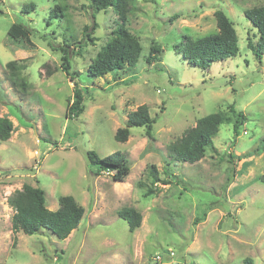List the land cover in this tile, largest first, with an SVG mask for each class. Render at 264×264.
<instances>
[{
  "label": "rangeland",
  "instance_id": "1",
  "mask_svg": "<svg viewBox=\"0 0 264 264\" xmlns=\"http://www.w3.org/2000/svg\"><path fill=\"white\" fill-rule=\"evenodd\" d=\"M65 3L66 16L49 24L58 0H0V115L14 124L0 144V264H264V55L248 47L259 34L245 15L264 0H131L127 28L139 38L141 56L100 77L88 68L118 15L109 7L94 19L87 0ZM218 10L237 30V55L207 68L190 65L177 45L217 33ZM66 21L86 40L83 50L71 48L85 91V111L73 119L67 110L76 84L61 50ZM14 23L36 29L32 43L9 34ZM86 27L94 42L84 36ZM154 45L161 51L148 62ZM12 60L23 65L30 87L13 86L6 68ZM142 104L155 118L153 137L135 126L126 141L116 140ZM233 106L246 117L239 135ZM214 112L231 120L221 124L213 146L195 163L177 161L169 145ZM89 150L102 157L128 152L126 180L91 172ZM152 165L158 184L148 175ZM26 183L45 189L52 210L62 195L74 196L85 208L80 226L64 240L48 229L14 233L8 198ZM149 189L155 193L146 196ZM126 206L142 213L133 231L118 214Z\"/></svg>",
  "mask_w": 264,
  "mask_h": 264
},
{
  "label": "trees",
  "instance_id": "2",
  "mask_svg": "<svg viewBox=\"0 0 264 264\" xmlns=\"http://www.w3.org/2000/svg\"><path fill=\"white\" fill-rule=\"evenodd\" d=\"M58 1L59 4H55L50 11L49 21L51 22L49 24L52 23L53 19L66 16L67 3H65V0ZM87 1V6L92 10L94 19L99 11L109 7L113 8L118 15L117 26L111 33L112 37L92 60L88 68V75L100 77L124 69L126 66L136 65L143 46L139 38L127 28L128 17L132 11L131 0ZM30 5L34 6L33 3ZM245 15L259 34L257 42L251 39L248 41V47L254 55L262 58L264 55V4L246 9ZM216 18L219 28L217 33L199 39L186 37L181 47L177 45L178 53L182 54L190 65L207 68L212 63L224 61L237 55L239 37L233 22L223 10L216 11ZM66 24L69 34L67 35L65 31L66 41H63L65 43L61 46V50L65 53L66 65L64 70L76 84L73 102L67 110V116L73 119L79 117L85 111V91L77 81L80 72L72 69L71 56L73 50L71 48L83 50L86 40L78 39L73 26L68 21H66ZM91 28L93 30L97 28L95 20ZM88 30L89 27H86L84 36L94 42L96 39L90 35ZM35 31L36 29L25 23H14L9 30V34L14 38H23L26 42L32 43L31 38ZM49 42L50 46L56 50L52 40ZM159 51H161L160 46H152L147 57L148 62H151L154 54ZM6 68L9 71V78L13 86L23 89L31 86V83L23 75V65H18L16 61L12 60L7 63ZM231 110L236 116L234 132L239 135L241 125L246 117L242 112H238L234 106ZM230 120V116L222 112H214L203 116L194 127L189 128L179 139L169 145V153L181 162L195 163L201 160L205 156L207 148L213 146V139L218 134L221 124L230 122ZM154 123L155 118L151 115L148 105L142 104L128 114L127 125L118 128L115 139L120 142L126 141L131 134V128L135 126L145 127L147 135L152 138ZM13 129V121L7 116L0 115V144L11 138ZM87 157L91 172L94 174L108 172L115 181H125L131 172V160L129 153L126 151L116 150L102 157L97 151L89 150ZM148 175L154 184L161 181L156 165L150 167ZM261 181L264 183V173L261 176ZM139 185L142 186L141 183ZM154 193L155 190L149 189L145 194L149 196ZM8 203L15 210L11 218L14 233L23 231L26 234H34L43 229H48L57 238L64 240L80 226L85 215V208L72 195H62L59 198L58 209L48 208L45 189L30 183L24 184L21 189L12 193L8 198ZM118 214L120 218L127 221L131 231L141 225L142 213L135 207L126 206L120 209ZM246 264H252V260L246 259Z\"/></svg>",
  "mask_w": 264,
  "mask_h": 264
}]
</instances>
